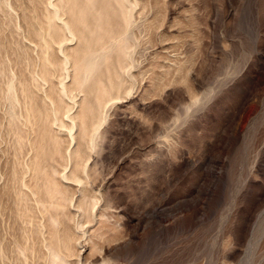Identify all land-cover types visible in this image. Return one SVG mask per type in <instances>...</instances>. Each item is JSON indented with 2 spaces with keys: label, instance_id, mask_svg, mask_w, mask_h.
<instances>
[{
  "label": "rangeland",
  "instance_id": "rangeland-1",
  "mask_svg": "<svg viewBox=\"0 0 264 264\" xmlns=\"http://www.w3.org/2000/svg\"><path fill=\"white\" fill-rule=\"evenodd\" d=\"M97 1L0 0V264H264V0Z\"/></svg>",
  "mask_w": 264,
  "mask_h": 264
},
{
  "label": "bare ground",
  "instance_id": "bare-ground-1",
  "mask_svg": "<svg viewBox=\"0 0 264 264\" xmlns=\"http://www.w3.org/2000/svg\"><path fill=\"white\" fill-rule=\"evenodd\" d=\"M71 1V5H69L70 7H71V9H73V8H75L76 7V5H78L79 4V2H81V0H70ZM85 1H87V7L85 8V14H89V11H91V9H92V7L94 8V6H95V4L98 2L97 0H84V2ZM113 1V0H112ZM62 5V4H61ZM89 5H91V6H89ZM73 6V7H72ZM116 6V5H115ZM67 7V6H66ZM90 9V10H89ZM125 12V11H124ZM128 12V11H127ZM120 13V12H119ZM122 14V13H121ZM70 16V15H69ZM131 19V18H130ZM129 19V20H130ZM72 20V19H71ZM72 23H73V26H74V29L76 30L77 29V31H78V33L80 34V35H82L83 36V28L80 30V28H81V25H82V27H83V24L81 23V22H79L78 20H76V19H74V20H72ZM88 25L90 24L89 22L87 23ZM51 27V26H50ZM86 28V26L84 27V29ZM87 35H88V33H87ZM97 36V35H96ZM124 39V38H123ZM78 49V48H77ZM76 51V50H75ZM95 57V56H94ZM116 63V62H115ZM115 66H116V64H115ZM79 67V66H78ZM92 70V69H91ZM46 135V134H45ZM83 135V134H82ZM60 229V228H59ZM55 250V249H54ZM59 258V257H58ZM80 261V260H79Z\"/></svg>",
  "mask_w": 264,
  "mask_h": 264
}]
</instances>
